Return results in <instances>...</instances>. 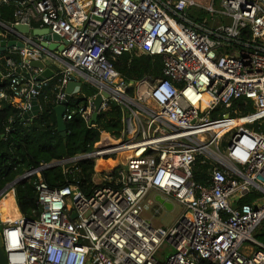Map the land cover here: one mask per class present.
<instances>
[{
  "label": "built area",
  "instance_id": "2783aa9c",
  "mask_svg": "<svg viewBox=\"0 0 264 264\" xmlns=\"http://www.w3.org/2000/svg\"><path fill=\"white\" fill-rule=\"evenodd\" d=\"M2 6L14 8V22L0 20V41L24 48L0 52L9 90H0V103L8 101L23 120L52 79L57 107L72 79L83 78L97 93L72 110L68 101L66 124L79 116L96 128L89 123L103 93L110 98L98 114L111 103L122 112L119 135L99 130L90 153L60 161L65 176L81 161L95 163L88 193L79 181L49 187L41 173L56 162L21 176L19 183L36 177L35 209L25 217L16 204V221L0 218L7 264H264V244L254 237L264 223V132L247 127L264 115L222 137L217 132L225 121L264 111V0H0ZM15 25L50 29L64 48L49 52ZM126 54L160 58L162 76L125 81L114 61ZM38 61L56 68L54 78L37 81L43 70L30 62ZM238 101L255 113L232 119ZM198 166L205 167L202 183L195 181ZM12 183L0 202L10 192L17 202L19 183ZM153 192L163 207L161 201L184 208L173 226L142 218Z\"/></svg>",
  "mask_w": 264,
  "mask_h": 264
},
{
  "label": "trees",
  "instance_id": "16d2710c",
  "mask_svg": "<svg viewBox=\"0 0 264 264\" xmlns=\"http://www.w3.org/2000/svg\"><path fill=\"white\" fill-rule=\"evenodd\" d=\"M0 20L5 23L14 22V8L10 6L0 7ZM18 60V59H17ZM115 69L121 77L129 81H141L146 77L157 79L162 76V60L145 55L126 54L114 61ZM5 62L0 65V90L6 91L8 83L1 80V74H6ZM58 85V78L50 81V86L43 90L39 97L42 113L39 117L23 122L20 111L4 100L0 103V191L8 184L27 172L39 169L42 164L48 165L53 162H60L64 159L75 158L78 155L90 153L88 145H94L100 137L99 130L119 135L122 130V112L118 105L111 103L109 109L100 113L96 128H90L79 116L67 123V137L63 138L57 132L55 106L52 104ZM97 90L85 83H82L80 94L74 95L70 101L71 110L77 105L87 104L88 100L95 96ZM49 98V102L45 99ZM237 114L234 118H243L255 113L251 105H244L243 101L233 104ZM257 116H249L244 119L223 122L218 125L221 136L225 132L223 126L233 128L243 121H253ZM264 132L262 127L255 126ZM227 131V130H226ZM95 163L91 160H84L78 163L79 171L72 175L65 176L62 167H55L42 171L43 180L51 188H62L79 181L80 189L88 193L92 183ZM205 167L198 166L195 172V181L202 183L205 179ZM32 177L16 186V201L20 212L25 217L32 216L35 209L36 193L33 187ZM252 197H245L241 203H250ZM1 228V225H0ZM264 244V227L261 234L256 238Z\"/></svg>",
  "mask_w": 264,
  "mask_h": 264
},
{
  "label": "water",
  "instance_id": "95a60500",
  "mask_svg": "<svg viewBox=\"0 0 264 264\" xmlns=\"http://www.w3.org/2000/svg\"><path fill=\"white\" fill-rule=\"evenodd\" d=\"M15 31L20 33L21 35L25 36H32L36 39H40V46L43 49L48 50L49 52H61L64 48L63 45H60V37L56 34H52L50 29L44 28V29H33L31 30L28 26L23 25H15L14 27ZM12 47H18V48H24V44L18 41H0V52H5L8 48ZM30 66L33 68H39L43 70V73L41 76L37 78V81L42 82L44 80H49L54 78L55 73L54 71L47 67L42 61L38 62H30ZM82 84L75 80V78L72 79L71 83L68 85L66 89V101L64 102V105L57 106L54 109L55 115H56V123H57V132L61 135V137L65 138L67 137V124L64 121V115L66 113V106L67 102L70 101L74 94H78L81 91ZM103 97L106 99H109L110 96L108 93H103L102 95H97L94 100V106H95V112L92 116V119L89 123V126L95 124L98 119V112L100 110V107L103 103ZM41 115V107L38 101V98L33 96L31 100V109L26 113V115L23 118V122L33 120ZM90 128L88 127V130ZM4 136H0V141ZM62 162H56L52 164V168L61 166ZM24 179V177H21L20 179H16L13 183V185H17L20 180ZM158 200H161L158 198ZM165 207L168 210L172 209L171 204L164 203L161 201ZM0 264H7L6 263V257L3 250V241L2 236L0 233Z\"/></svg>",
  "mask_w": 264,
  "mask_h": 264
},
{
  "label": "rangeland",
  "instance_id": "374dc122",
  "mask_svg": "<svg viewBox=\"0 0 264 264\" xmlns=\"http://www.w3.org/2000/svg\"><path fill=\"white\" fill-rule=\"evenodd\" d=\"M45 62L46 63L50 62L48 57H45ZM51 67L55 68L53 65H51ZM78 80L83 82V78H78ZM249 122L251 121H247V122L243 121L240 123V125ZM263 125H264V120L259 122L256 121L254 124H250L247 127L256 128L255 126L262 127ZM232 133H234V131ZM148 201L150 204H148V209L143 211L142 218H144L147 221H150L154 227H171L184 213V208L178 204H174V208L172 210H168L165 207H163V205H161L160 203H157L156 193L154 192L149 195ZM263 227H264V223L262 225V228L254 235L255 238H258V236L261 234V232L263 231ZM1 231L2 228H0V232ZM252 248L254 249V251L257 250V246H254Z\"/></svg>",
  "mask_w": 264,
  "mask_h": 264
},
{
  "label": "bare ground",
  "instance_id": "6f19581e",
  "mask_svg": "<svg viewBox=\"0 0 264 264\" xmlns=\"http://www.w3.org/2000/svg\"><path fill=\"white\" fill-rule=\"evenodd\" d=\"M264 115V111L259 112L256 116H263ZM226 123L228 121H225ZM240 123H238L237 126H239ZM223 129L225 130V132L223 133V135L229 131L231 128H228V125L225 124L223 126ZM227 130V131H226ZM217 132L219 137H222L220 132L218 131V127H217ZM108 165H113L112 163L108 164ZM100 166H102V162L98 163V169L100 168ZM111 168V167H109ZM20 213L19 210L17 208L16 202L14 200V193L10 192L1 202H0V218L3 222H14L16 221L19 217H20ZM248 249H245V251Z\"/></svg>",
  "mask_w": 264,
  "mask_h": 264
},
{
  "label": "crops",
  "instance_id": "0c3cea01",
  "mask_svg": "<svg viewBox=\"0 0 264 264\" xmlns=\"http://www.w3.org/2000/svg\"><path fill=\"white\" fill-rule=\"evenodd\" d=\"M32 38H34V37H32ZM35 39V38H34ZM35 41H36V39H35ZM137 56H140V55H137ZM52 70H54V71H56V68H53V67H51V66H49ZM79 82V81H78ZM16 204H17V202H16ZM21 214V213H20Z\"/></svg>",
  "mask_w": 264,
  "mask_h": 264
}]
</instances>
